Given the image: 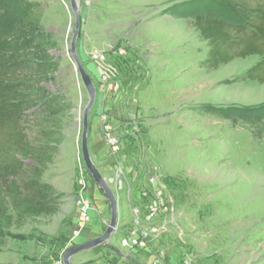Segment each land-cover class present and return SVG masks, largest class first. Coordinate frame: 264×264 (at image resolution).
Masks as SVG:
<instances>
[{"label": "rangeland", "instance_id": "374dc122", "mask_svg": "<svg viewBox=\"0 0 264 264\" xmlns=\"http://www.w3.org/2000/svg\"><path fill=\"white\" fill-rule=\"evenodd\" d=\"M0 2L3 7L10 5L0 11V35L5 26L2 21L10 20L12 12L42 11L41 30L59 48L55 52L60 63L57 82L49 90L64 96L73 106V116L64 120L59 152L43 175V180L61 193L59 212L30 218L21 228L4 230L0 226V264H45L38 241H46L49 246L59 233L65 241L64 230L73 224L80 200L76 156L81 150L82 121L78 120L77 109L83 110L89 97L70 52L76 20L70 0ZM79 2L82 31L78 51L97 91L100 84L92 73L100 69L91 54L106 51L111 62L125 59L118 75L123 80L138 81L135 89L145 96V107L150 108L145 113L138 106L141 120H148L153 132L147 128L148 136H138L135 145L153 146L155 151L149 148L159 161L157 167H162L175 206L180 209V225L188 245L179 239L177 230L164 235V239L176 246L192 244L203 255L200 264H264V119L262 124L242 119L235 123L228 115L231 107L264 104V83L242 79L260 56L235 58L211 69L206 63L209 40L201 37L195 25L197 14L229 19L236 18L234 13L221 0ZM121 48L125 50L124 59L115 54ZM120 161L128 168L131 155H124ZM94 162L108 180L114 174L110 185L120 197V213L130 215L127 187H116L119 182L115 170L108 168L117 164L115 159ZM136 189L133 183V192ZM91 199L97 208L101 199L94 193ZM132 201L137 203L135 195ZM95 213L93 209L91 215ZM92 224L84 228L86 237L97 233L89 226ZM116 241L114 236L111 243ZM62 251L57 264H63ZM204 252H211L212 258Z\"/></svg>", "mask_w": 264, "mask_h": 264}, {"label": "trees", "instance_id": "16d2710c", "mask_svg": "<svg viewBox=\"0 0 264 264\" xmlns=\"http://www.w3.org/2000/svg\"><path fill=\"white\" fill-rule=\"evenodd\" d=\"M221 1L236 18L205 13L195 16L196 28L210 44L207 66L218 69L235 58L258 55L260 60L242 79L263 84L264 0ZM0 4L2 12L10 8ZM41 19L40 9H30L12 12L10 20L2 21L5 26L0 35V226L4 230L21 228L30 218L51 217L60 210L61 193L45 182L43 175L59 152L64 120L73 116V106L64 96L49 90L57 82L60 63L55 52L59 48L41 30ZM228 115L235 123L242 119L262 124L264 104L231 107Z\"/></svg>", "mask_w": 264, "mask_h": 264}, {"label": "built area", "instance_id": "2783aa9c", "mask_svg": "<svg viewBox=\"0 0 264 264\" xmlns=\"http://www.w3.org/2000/svg\"><path fill=\"white\" fill-rule=\"evenodd\" d=\"M115 54L123 57V59L126 58L123 48L116 51ZM91 58L98 64L106 81L119 76L118 67L122 64L124 66L125 62V59L124 62L122 60L109 61L106 51L93 52ZM113 85L114 82L110 83L111 87ZM101 86H104V84ZM80 110L81 108L77 109L78 120L81 122ZM100 118L102 121V134L109 146V155L117 162L115 172L119 183L116 187L121 188L123 187V180L128 174L127 166L124 165L123 161H120L124 157L123 152L125 150V140L128 137V130L117 122H123V119L121 120L118 116L103 112L100 114ZM76 163L80 200L76 218L70 227L72 238L81 236L87 224L91 223V212L96 207L91 199L92 193L97 198L101 197V195H98L100 189L85 165L81 150L78 151L76 156ZM134 173L139 175L143 172L137 169L133 172V175ZM144 174H146V183L139 188L140 205L130 203L133 214L132 220L122 224L118 222L109 242L111 244V240L115 236L116 244H112L115 246L117 257L121 261L132 257L135 260V264H200L199 260L203 255L198 251L196 252L192 244L188 247L176 246L175 242L172 241L170 244L169 240L164 239V235L177 230L181 240V232H183L180 225L181 212L179 207L175 206L172 193L169 191L158 167H150ZM109 182L112 181L110 180ZM113 189L118 197L116 188L113 187ZM181 241L184 242V245H188L186 241ZM174 250L179 253V258L177 259L174 257ZM59 264H62L61 261Z\"/></svg>", "mask_w": 264, "mask_h": 264}, {"label": "crops", "instance_id": "0c3cea01", "mask_svg": "<svg viewBox=\"0 0 264 264\" xmlns=\"http://www.w3.org/2000/svg\"><path fill=\"white\" fill-rule=\"evenodd\" d=\"M93 72L94 73H92V76H94L98 84H100V90H98L96 103L92 110V131L90 134V149L92 158L97 163L107 161V159L110 158L109 146L102 134V121L100 118V114L103 112H108L111 115L118 116L121 120L123 119V122L117 121L118 123L122 124L123 128H126L128 130V137L125 140V150L123 152V155H131L132 158V164L128 166L127 177H125V179L123 180V188L128 187V189L126 190V197L129 203L138 204L141 202V200H139V188L146 183V174H144V172L150 167H157V164H159V161L156 158V155L154 154L155 152H153L155 150L152 145H135V140L138 136H140L141 134H143L142 136H148L147 128L149 129V133L153 132L152 130H150L148 120L147 122H145V120H141V110H139L138 106H140L145 113L150 111L147 110L146 112L145 109L150 108H146L147 106L145 107V96H141L139 94L140 90L136 91L135 89L137 87L138 81L134 82L133 80H123V78H120V76L111 79L109 78L110 81H106L101 70L93 69ZM112 81L114 82L113 87L110 86V83H113ZM102 84H104V86H101ZM132 89L133 91H131ZM149 147L153 148V151ZM137 148L140 149V152H137ZM131 150L133 154H131ZM128 151L130 153H128ZM139 153H141L142 155L139 156ZM108 168H113L115 170L116 164H111L108 166ZM111 169H108L109 173L113 172ZM137 169H140L143 173L139 175H136L134 173L133 175V172ZM132 170L134 171L132 172ZM159 170L161 172L162 178L164 179L165 173L162 167L159 168ZM114 173L116 174L115 171ZM113 175L110 176L111 181H113ZM115 177L117 178V174ZM133 183L136 184V192H133ZM111 186L114 187V185L112 184ZM133 195H135L137 203H134L132 201ZM100 199L101 201L99 203V206L97 208H94L96 213L91 217V222L94 224V226L93 224L89 225L90 227L95 228L94 230H97V233H95V235L86 237L87 235H84L85 232L83 230L81 233L82 238H92L98 236L102 232L101 228L106 227L109 223L111 217L110 206H107L108 201H106L102 197H100ZM118 211V222L120 224L132 220V211L130 215L124 212L120 213V206ZM70 227L71 225L69 224L64 230L63 236L65 238V241L62 240L60 233L56 236L57 239L50 244L51 246H47L49 243L46 241H38V244H40L38 246L40 248L39 252L44 254L43 256H41V260H43L45 264H57L60 253L67 244V238L72 235ZM184 236L185 233L181 235V240L183 241H185ZM115 252V246L111 243L108 245L99 246L97 248L81 251L73 256L72 262L73 264H135L134 258L129 257L126 260L121 261L117 257ZM204 253L207 255L208 258H212L211 252ZM173 254L176 259L179 258V253H177V250H174Z\"/></svg>", "mask_w": 264, "mask_h": 264}, {"label": "water", "instance_id": "95a60500", "mask_svg": "<svg viewBox=\"0 0 264 264\" xmlns=\"http://www.w3.org/2000/svg\"><path fill=\"white\" fill-rule=\"evenodd\" d=\"M70 4L76 20L75 30L70 45V52L76 70L81 78V81L84 84V87L89 97L86 107L83 110L79 111L82 116L81 152L87 169L91 173L94 181L96 182L98 188L100 189V192L102 193L106 201H108L109 203L111 209V217L106 228L96 237H92V238H82L81 236L74 238H72L71 236L68 237L70 242L67 244V247L62 251L63 264H73L72 262L73 256L81 251L93 249L99 246L109 244L110 239L118 225V218H119L118 197L114 192V189L110 185L109 180L102 174L100 168L96 165L91 155V149H90V134L92 131L91 115H92V110L96 103L98 91L78 51L79 37L82 31V19L80 15V5H79L80 2L79 0H70Z\"/></svg>", "mask_w": 264, "mask_h": 264}]
</instances>
